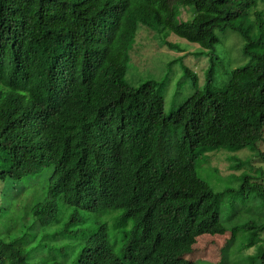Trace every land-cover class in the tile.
Segmentation results:
<instances>
[{"label": "trees", "instance_id": "trees-1", "mask_svg": "<svg viewBox=\"0 0 264 264\" xmlns=\"http://www.w3.org/2000/svg\"><path fill=\"white\" fill-rule=\"evenodd\" d=\"M257 2L0 0L6 125L0 198L12 189L22 192L35 207H45L46 228L61 223L64 234L77 228L75 220L64 221L51 202L41 201L122 209L113 226L121 254L103 227V234L82 232L86 245L71 246L72 264H194L184 258L192 252L190 239L220 224L221 199L239 194L246 202L252 192L264 202L263 184L245 177L239 190L214 193L194 168L196 148L234 152L264 142V14L255 10ZM186 8L193 17L179 20L190 17ZM226 29L241 37L249 60L219 81L225 86H216L210 67L200 90L168 113L157 90L161 81L135 87L127 78L138 36L139 54L146 36L156 48H175L165 41L170 33L211 51L219 42L216 31ZM141 66L147 70L148 62ZM181 68L196 87L195 73ZM41 179L43 185L28 190L27 183ZM4 210L0 204V245L8 254L0 264H31L28 253L39 250L38 235L25 234L20 217ZM39 226L43 243L54 240ZM233 237L234 231L228 245ZM260 258L264 264V254Z\"/></svg>", "mask_w": 264, "mask_h": 264}, {"label": "rangeland", "instance_id": "rangeland-1", "mask_svg": "<svg viewBox=\"0 0 264 264\" xmlns=\"http://www.w3.org/2000/svg\"><path fill=\"white\" fill-rule=\"evenodd\" d=\"M186 10L190 11L188 12L190 17L188 19L179 17V20L188 21L193 17V9L186 8ZM255 10L264 14V0H258ZM216 34L219 42L211 51L201 49L198 45L188 43L172 33L168 35V39L165 38V41L169 40V43L175 48L170 50L164 45V47L156 48L153 45V37L146 36L145 42L148 45L142 54L138 52L140 46L138 41L140 36H138L133 44L132 52H136L131 55L127 78L135 87L156 78L158 82L161 81L157 90H162L160 94L163 96L164 107L168 113L174 105L182 104L192 94L200 90L205 80V73L210 67L213 68L216 86H225L226 84L221 85L219 81L225 82V75L236 68L243 67L249 58L242 53L243 40L237 33L226 29L216 31ZM155 41L161 42L159 37H156ZM142 44L144 45V42ZM177 51H185L184 57L181 58L179 52L175 54ZM145 55H149L150 58L144 59ZM145 61L148 62L147 70L141 66ZM182 65L195 73L196 87L191 85L189 76L185 75L181 68ZM198 153L200 155L194 161L195 171L201 179L208 183L214 193L221 194L228 186L235 191L239 190L245 177L249 178L252 183L264 185V142H258L234 152L220 148L213 151L201 149L198 150ZM227 157H229V161H226ZM228 167L229 170H226ZM44 183V179L29 182L27 183L28 190ZM2 189L0 186V193ZM15 192L16 190L12 189L7 191L4 199L0 198V204L5 208L2 212L12 211V214L7 215L20 217L19 223L26 226L33 221V217L27 214L29 199H23L22 192L19 195H16ZM252 194V192L249 193L250 197L246 202L241 200L242 195L239 194H235L234 198L230 197L231 194L227 195L226 201L221 199L219 204L220 224L208 234L191 239L192 252L184 255V258L194 264H261L260 257L264 254V202L257 195L253 198ZM229 201H233L234 204H229ZM56 206L58 215L64 221L70 218L74 219V215L79 216L83 221L82 224L76 223L77 228L71 227L66 234L63 233L61 223L56 225L51 231L58 234L62 242L81 244L82 232L91 233L99 225L107 223L109 228L105 226L111 235V244L115 252L118 255L121 254L120 232L113 229L119 210L88 212L72 209L63 203H56ZM233 231L234 237L228 245L227 242ZM33 232L34 229L28 233L32 234ZM1 252L0 249V255ZM41 254L47 255L45 251L36 252L32 249L28 253L29 262L34 264ZM224 255L226 256L225 261L221 262Z\"/></svg>", "mask_w": 264, "mask_h": 264}, {"label": "clouds", "instance_id": "clouds-1", "mask_svg": "<svg viewBox=\"0 0 264 264\" xmlns=\"http://www.w3.org/2000/svg\"><path fill=\"white\" fill-rule=\"evenodd\" d=\"M191 44H193V43H191ZM178 52H179V56H181V58H183L184 57L183 55L185 54V51H177L175 54H177ZM226 81H227V78H226ZM2 106L3 105L1 104V98H0V132L3 131L4 128H6V125L4 127V125L2 123V122L5 123L4 107H2ZM132 139L134 140V136L132 137ZM201 149H207V150L213 151V149H210V148H201V147H199V148H196V151H195L197 156L200 155L198 153V150H201ZM218 149H220V148H218ZM43 202H51V204L53 205V209L56 211V214L58 215V210H57V206H56L57 201L49 199L47 201H41L40 203H43ZM61 203H63L66 206H69V205L65 204L63 201H61ZM35 204H36L35 201H32L31 203H30V201L27 202V214H29V215H31L33 217V221L30 224L24 226V232L27 235L37 234L38 235L37 240L40 241V248H39L38 251L39 252H44L45 251L47 253V255L41 254L39 256V259L37 261H35L34 264H72L71 253L75 250V249H73L71 247V246H73V244L62 242L61 239L59 238L58 234L53 233L51 231L58 224H52L51 223V224H48V228H46V225H47L46 224V222H47L46 209H45V207H35L34 206ZM73 208H75L77 210H85V209L77 208V207H74V206H73ZM108 210H119V215L117 217H120L121 214H122V209H107L106 211H108ZM86 211L93 212V211H101V210L93 209L91 211L90 210H86ZM101 212H105V211H101ZM74 220L78 224H82V222H83L81 220V218L79 216H76V215H74ZM39 225L45 227L47 233L48 234L51 233V235H53L52 239H54V240H51L50 243L49 242L48 243H43L41 241V239L39 238V231L42 230ZM130 226L131 225L129 223V225L126 228H123V230H122L123 233H125L130 228ZM103 227L106 230V226L104 224H101L91 233L92 234L93 233L94 234H98V233H102L103 234ZM32 229H34V232L32 234H29L28 232L30 230H32ZM198 237H196V238H198ZM190 243H191V239H190ZM80 245L82 247V246H84L86 244L82 242ZM224 247H225V245H224ZM0 249L2 251L0 257L3 256L4 254H8V249L7 248L2 247L0 245Z\"/></svg>", "mask_w": 264, "mask_h": 264}]
</instances>
